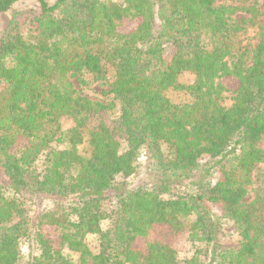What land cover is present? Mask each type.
Wrapping results in <instances>:
<instances>
[{
  "label": "trees",
  "instance_id": "obj_1",
  "mask_svg": "<svg viewBox=\"0 0 264 264\" xmlns=\"http://www.w3.org/2000/svg\"><path fill=\"white\" fill-rule=\"evenodd\" d=\"M30 1L0 35V264H177L157 227L205 247L184 264H264V10ZM103 83L107 102L80 91Z\"/></svg>",
  "mask_w": 264,
  "mask_h": 264
},
{
  "label": "rangeland",
  "instance_id": "obj_2",
  "mask_svg": "<svg viewBox=\"0 0 264 264\" xmlns=\"http://www.w3.org/2000/svg\"><path fill=\"white\" fill-rule=\"evenodd\" d=\"M48 3L52 4L55 0H46ZM114 1H120V0H114ZM250 2L248 5L245 6H255L260 9V11L264 10V3L262 0H249ZM257 1V2H255ZM217 5L220 4H226V5H242L241 2L237 0H217L216 2ZM39 7L38 4L35 3L34 1H25L22 3L15 4L13 7H11L7 12L0 14V35L2 34L3 30L7 27L9 22L12 19H17L18 21H26L27 23H30L31 20L38 14ZM248 18L247 15L239 13L235 17H233V20L235 22H241L243 20H246ZM135 26L134 22H124L119 26V31L126 32L130 29H132ZM253 34L250 33V37H252ZM255 43V41H253ZM181 81L183 82H188L191 81V77L189 75H184L181 77ZM227 86L233 87L234 84L232 81L227 80L226 81ZM76 85V84H75ZM82 95L88 97L89 99L93 101H101V102H107L108 96L107 93L109 91V86L106 83L103 84H96L92 85L88 88H84L83 90H80ZM225 101L224 103L226 105L230 104V93H226L225 95ZM104 122L106 123L107 126L110 127V129L113 131L114 135L116 138L119 140L122 139V134L120 132V127L118 126V113L115 111L112 112L111 115L108 116H102L101 117ZM264 144V141H262L259 146L262 147ZM209 161L208 157H203L200 160V164H205ZM40 164V163H39ZM0 178L2 180V174L0 172ZM218 179V175H216L213 179V183ZM123 180V177L117 176L116 181H121ZM256 184L251 185L248 187L247 195L244 198L243 203H248L255 195L256 191ZM103 210L106 211L108 214H112L115 210V202L112 198H108L106 201L103 202ZM110 226V219H107L101 223V229L105 230ZM154 238H160V239H165L168 241L172 247L176 250L177 252V264H184V261L189 259L190 257L193 256L196 250H201L202 248H205L201 244H192L190 241H188L186 235L182 236H173L169 234V232L162 227H157L153 229L151 236L149 240H152ZM87 243L89 248L95 252L98 249V238L97 236H90L87 239ZM144 241L139 240L136 242V247L138 248H143L144 246Z\"/></svg>",
  "mask_w": 264,
  "mask_h": 264
}]
</instances>
